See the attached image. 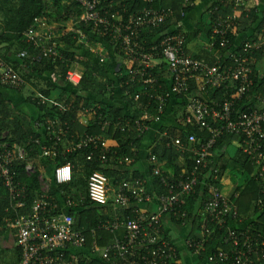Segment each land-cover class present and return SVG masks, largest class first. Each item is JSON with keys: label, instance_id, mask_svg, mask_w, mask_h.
<instances>
[{"label": "built area", "instance_id": "1", "mask_svg": "<svg viewBox=\"0 0 264 264\" xmlns=\"http://www.w3.org/2000/svg\"><path fill=\"white\" fill-rule=\"evenodd\" d=\"M76 1L81 11L79 25L94 24L97 26L98 34L109 37L112 44H120L121 52H124V57L127 59V74L131 79L138 78V82L149 86L150 98L159 103V113L162 114L164 106L168 105L172 97H181L184 101L183 113L186 122L197 127L207 136L202 140L196 135L188 137L190 146H194L190 149V154L196 162L195 168L190 172L171 176L162 168L154 167L152 174L163 188L160 195L153 194L143 179L123 181L112 188L109 178L104 173L96 171L90 175L88 197L93 204L107 206L113 199L116 207L131 210L133 216V218H116L100 228L115 234L120 230L124 233L123 239L116 237L104 250L103 256L106 261L104 263L115 264L111 259L113 255L116 258L126 259V264H178L179 250L164 236L162 220L164 216H181L187 198L200 184L206 187L207 200L201 213L198 233L184 242L185 247L198 257L207 253L206 260L210 263L218 262L217 259L223 262L233 258V264H264V231L256 232L238 226L237 223L241 222L238 207L235 201L224 195L220 188L224 173L222 174L218 167L207 168L212 163L210 156L217 140L224 134H230L240 139V148L250 157L256 167L257 179L264 184V87L262 95L258 98V107L246 111L236 109L237 103L247 96L253 86L251 77L253 70L248 63L246 53L263 50L264 39L252 38L243 44L242 51H237L231 46L232 41L229 38L235 23L230 16L221 15L219 7H215L209 10V15L215 16L210 49L215 52L216 61L210 64L207 60L187 53L188 39L184 32L177 30L178 26L171 31L161 32L158 42L147 47L148 43L142 39V35L151 30H159L174 17L172 9H155L152 6L155 0H147L150 7L127 19L119 14H111L110 18L109 14L104 15L101 0ZM197 1H183L182 18L187 17L186 9L193 8ZM234 2L248 7V0H234ZM36 24V29H31L26 37L30 45L39 49L38 58L58 57V46L62 45L61 36L68 33L78 36L77 42L87 49L99 51L88 42V34L84 29L76 27L75 23L59 35L46 24H39V20H36ZM215 37L220 40L217 42ZM27 54V52L21 53L20 58H24ZM99 58L101 62L106 60L104 49H101ZM157 62L166 64L167 79L159 76L156 69ZM65 81L70 87L76 88L82 81V74L72 68ZM193 82L195 86L198 85L197 93L192 92ZM26 85L23 76L0 59V87L14 90ZM221 88H231L235 93L230 98L211 102L206 101L202 96L209 90ZM139 99L138 94L135 100ZM45 101L43 99L41 103L45 104ZM62 109L65 107L63 106ZM89 116V110H85L84 117ZM45 120L37 121L35 126L42 127L47 137L43 140L36 139L34 143L40 148L41 159L55 160L60 155L61 146L71 137L70 128L57 116ZM108 126L109 123L106 122L103 127ZM136 126L140 136L147 134L151 129L142 119L136 122ZM99 144L106 147V140L102 136L86 135L77 142H70L66 152L71 153L89 145ZM176 144L183 145L180 140H177ZM88 159L91 160V157ZM26 160L27 154L22 147L15 146L9 149L0 144V188L5 189L11 208L15 211L25 208L23 199L26 189L17 182L16 172L12 166L18 161ZM152 161L155 164L156 157L152 156ZM35 170L32 163L26 164L28 174L34 173ZM40 170L42 171L39 178L41 191L33 202L31 212L16 218L10 216L3 218L8 232H11V227H15L17 231L16 245L21 250L20 264H81L69 254L71 250L86 246V235L75 229V220L67 211L76 209L82 201L67 198L61 205L58 200H54L50 195V185L45 178L43 168ZM53 178L58 185L70 184L73 179L71 164L56 167ZM154 199L158 205L152 213L141 212L133 207L136 204L151 203ZM9 210L10 208L7 212ZM218 230L224 232L213 247L219 254L215 255L206 249V245ZM221 245L231 246L232 255L225 252Z\"/></svg>", "mask_w": 264, "mask_h": 264}, {"label": "trees", "instance_id": "2", "mask_svg": "<svg viewBox=\"0 0 264 264\" xmlns=\"http://www.w3.org/2000/svg\"><path fill=\"white\" fill-rule=\"evenodd\" d=\"M183 1H154L152 6L155 9H172L174 17L168 20L159 30H151L142 35V39L148 43L147 47L158 42L161 32L171 31L177 26V30H180L179 23L182 21ZM195 6L186 9L187 13L189 14ZM148 7H150V4L147 0H101L102 12L104 15L109 14V18L111 14H119L127 19V17L129 18ZM215 7H219L221 15L224 17L230 16L234 21L235 27L229 38L232 41L231 46L236 48L237 51H242L243 44L249 42L252 38L256 40L264 39V10L262 11L256 7H243L234 0H215L209 10H213ZM55 10L60 12V19H67L68 15V18L71 19L70 22L75 23L76 27L84 29L88 34V42L92 46L96 48H98V44L102 46L97 49L99 51L87 49L83 44L77 42L78 36L68 33L61 36L60 42L62 45L58 46V57L38 58L40 51L27 42L26 34L31 29H36L38 24H36V20H39L41 25L51 24ZM80 17L81 11L76 0H0V18L2 20L0 59L18 71L27 83L21 89L12 90L0 87V144L9 149H13L15 146L22 147L27 154L26 161H18L12 166L16 172L17 182H20L21 186L26 189L23 199L26 204L25 208L17 211L13 210L5 189L0 188V264H20L21 262V250L16 245L17 231L15 227H11L15 246H5L2 243L9 231L7 224L3 222V218L7 216L16 218L31 212L33 202L41 191L39 178L42 175L40 170L42 167L52 175V181L49 182L48 180V184L50 185V195L54 200L83 197L80 205L76 209L69 210L68 213L75 220V229L86 235L87 246L92 243V231L95 232L96 239L102 238L100 242L97 240L99 246L112 243L116 238V234L100 229L103 225L113 221L111 219V206L109 204L98 206L90 201L88 197V179L96 171L104 173L112 182L123 179L120 177H122L121 175L124 176V173L116 171L115 167L119 165L121 158L128 161L137 158L136 149L146 135H139L136 122L145 116L159 119L167 112L166 105L162 114L159 113V103L150 98L148 85L138 82V78L133 80L129 77L126 70L127 59L124 57V52H121L120 44H112L109 37L98 34L97 26L94 24L79 25L78 20ZM210 19L213 24L215 16L211 15ZM59 31L58 35L61 32H66V26L59 29ZM246 34L248 35L245 41L239 40L241 36L244 37ZM209 38L212 41V27ZM215 40L218 42L220 39L215 37ZM101 49H104L107 55L104 62H101L99 58ZM23 52L28 54L24 58H20V54ZM111 55H116L117 62H114L113 58L115 59V57ZM246 56L253 70L251 76L253 86L247 96L236 105V109L242 111L255 109L259 106L258 98L262 95L264 87V74L261 75L257 68L260 61L264 60V51L252 50L246 53ZM74 66H78L82 74V81L76 88L70 87L65 81L67 74ZM162 66L166 67V64L162 63ZM163 70V72H167L164 68ZM160 73V77L168 78ZM27 87H32L33 90L31 89V91L33 93L31 97L24 98L22 92ZM194 87L195 83L193 82L192 92L195 93ZM57 91L58 98L56 101H49L52 93L54 94ZM117 93L121 95L123 106L118 105L115 101L118 98ZM234 93L235 91L231 88H221L209 90L208 93L202 96L206 101L211 102L230 98ZM138 94L140 99L136 101L135 96ZM16 95L25 99L24 107L15 102L18 100V97H15ZM43 99L46 100L45 104L41 103ZM173 99L183 100L181 97L175 96L170 100ZM111 102H115V104L109 105L108 103ZM118 102L120 101L118 100ZM63 106L65 109H62ZM85 110H89L90 113L89 118L91 120L88 126H84L80 122L84 117ZM52 116H57L61 118L62 122L68 124L72 138L69 137L70 139L64 142L61 146L60 155L55 160L41 159L40 148L34 143V140H43L47 135L42 127L37 128L35 124L37 121H46V118ZM106 122L109 123V126L104 128ZM146 123L151 124V122ZM86 135L102 136L106 140V147H102L101 144L97 146L89 145L71 153L66 152L70 142H77ZM190 135H196L201 140L207 137L197 127L186 122L184 113L179 116L176 125L161 128L157 137L158 144L151 151V155L156 157V163L151 168L159 167L160 162L162 163L165 160L171 166V169L179 174L180 168L177 162L179 159H184L187 172L193 170L196 162L190 154V149L194 147L190 146L188 142ZM47 139L49 140V138ZM177 140H180L183 145L176 144ZM239 140L230 134L221 136L211 153L212 163L207 168L218 167L223 174L227 169L228 161H224L220 151H223L222 148L225 146L235 141L239 142ZM214 155L217 156V161H215ZM88 157H91V160ZM28 162L36 168L34 173L28 174L26 172ZM234 162L241 165L244 171L252 176L246 187L243 190L239 189L238 191L241 192L231 198L238 207L241 219V222L237 224L244 229H252L256 232L264 231V184L257 179L256 167L250 157L243 153L242 148H240ZM67 163H70L73 168L72 182L68 185H58L53 178V171L56 167ZM123 164H127V162ZM135 179H141V177L133 175L131 178H125L122 181ZM154 182L156 193L160 195L163 188L158 179H155ZM207 194L206 187L199 184L195 188V192L187 198L181 216L172 217V221L180 226L192 224L193 228L199 229L202 219L201 213L207 200ZM8 208H10L9 212H7ZM123 212L126 214V218H133L131 210ZM182 216L185 218L182 219ZM223 232L224 230L216 231L208 241L206 249L212 254L219 255L213 247L219 242ZM221 247L230 256L232 255L231 246L221 245ZM206 255L207 253H204L199 258L206 260ZM111 259L115 264H126V259L116 258L113 255ZM130 259L132 260V257ZM217 261L222 264H233L234 260L232 258L223 262L219 259ZM206 262L207 264H219L218 262L210 263L207 260ZM86 263L88 262L81 261V264ZM88 264H100V262L94 260ZM103 264L113 263L103 262Z\"/></svg>", "mask_w": 264, "mask_h": 264}, {"label": "crops", "instance_id": "3", "mask_svg": "<svg viewBox=\"0 0 264 264\" xmlns=\"http://www.w3.org/2000/svg\"><path fill=\"white\" fill-rule=\"evenodd\" d=\"M215 0H198L196 2L195 8L187 14L186 18H182L181 24L179 25L180 31L184 32L187 36V45H186V51L189 55L194 56L196 58L207 60L210 64H214L216 61L215 58V52L210 49V38H209V32L212 27V22L209 16V8L213 5ZM258 8L260 10H264V0H250L248 3V8ZM60 12H57L56 10L53 12L52 16V23L48 24L47 26L53 30V32H60L59 29H62L64 26H66V29L69 28L71 25H73L70 19L63 20L59 18ZM63 31V30H62ZM246 34L244 37L241 36L239 40H246ZM98 48L93 46L95 50L100 49L102 46L100 44L97 45ZM264 51V49H263ZM115 57L113 58L114 62H117L116 55H111ZM110 59V58H109ZM119 60V59H118ZM157 71L162 74L164 77H168L167 72H163V68L166 70V67H163L160 62H157ZM258 70L261 75L264 74V60L260 61L258 64ZM198 85H196L195 93L199 92V89H197ZM117 99L115 100L118 105L123 106L122 98L120 93H117ZM58 98V91L54 94L52 93V96L50 97L49 101L55 102ZM118 100L120 102H118ZM183 100L179 99H173L169 100V103L167 105V112L163 114V116L159 119L153 118L152 116H145L142 117V120H145V122H151L150 131L144 136L142 139L140 146L136 149L137 151V158L131 159V160H125L120 159L119 165L115 167L116 171H121L124 173V176L121 175L123 179L116 180L115 182L110 181V185L112 188L116 187L117 184L123 182L125 178H131L133 175H139L141 179L145 180L147 182L148 188L150 191L157 195L156 188H155V178L152 174L153 169L151 168L154 166V163L152 161V155L151 151L152 149L158 144V134L160 133L161 128H166L168 126H174L177 123V120L179 116L184 112V104ZM109 105L115 104V102L108 103ZM89 117H84L80 120L82 125L88 126L90 123ZM237 144V145H235ZM233 145L236 147V149H230V146ZM223 151H220L224 157V161H228L227 169L224 172V179L220 183L221 190L224 195H226L228 198H232L233 196H237L240 190H243L246 185L249 183L251 179V175L248 174L246 171H244V168L241 165H238L234 162V159L236 158L239 150H240V144L238 141L233 142L230 145L225 146L222 148ZM219 152V153H220ZM218 153V154H219ZM215 161H217V156L214 155ZM124 162H127V164H123ZM178 167L180 168V173L177 174L173 169H171V166L168 165L167 161H162L156 166V168H162L163 171L168 173L169 175L173 176H179L182 175L184 172L187 171L186 163L184 159H179ZM48 167V166H47ZM43 168V167H42ZM43 173L45 175V178L49 182L52 181V175L51 173H47L46 170L43 168ZM236 175V176H235ZM118 176V175H117ZM242 178L239 182H232V178ZM232 179V180H231ZM244 179V180H243ZM121 181V182H120ZM243 182L242 184H240ZM113 198V194L111 195ZM76 199V198H74ZM78 201H82L83 197L79 196ZM61 205L64 204L65 200H58ZM158 202L156 199H154L153 202L148 204H136L133 205V207L137 208L141 212L145 213H152L157 209ZM109 206H111V219H124L126 218V214H124L123 211L118 207H116L113 204V199L110 201ZM69 211V210H68ZM67 211V212H68ZM162 226H163V233L164 236L172 241L178 248L179 254H180V262L178 264H207L205 259H201L198 256L193 255L190 250H188L184 242L191 236H194L198 233V228H193L192 224L189 225H177L172 221L171 216H164L162 220ZM197 230V231H196ZM96 234L94 231H92V243L90 246L83 247L82 249H74L70 252V257L73 259L78 260L81 262H93L94 260H97L100 262V264L105 261L104 260V250L110 245L106 246H99L98 241L102 239L101 237L95 238ZM116 237L123 239L124 233L122 230L118 231L116 233ZM87 239V237H86ZM98 240V241H97ZM106 262V261H105ZM87 263V264H88Z\"/></svg>", "mask_w": 264, "mask_h": 264}, {"label": "rangeland", "instance_id": "4", "mask_svg": "<svg viewBox=\"0 0 264 264\" xmlns=\"http://www.w3.org/2000/svg\"><path fill=\"white\" fill-rule=\"evenodd\" d=\"M1 25H2V20H1V18H0V32H1ZM74 69L76 70V71H79L80 73H81V70H80V68L78 67V66H74ZM31 89L33 90V88L32 87H27L23 92H22V94H23V97L24 98H29V97H31V94L33 93V91H31ZM15 97H18L17 95L15 96ZM24 100L25 99H23V98H19L18 97V100L17 101H15V102H18V104H19V106H22V107H24ZM235 145H237V144H235ZM230 149H236V147L235 146H233V145H231L230 146ZM236 176V175H235ZM233 179V180H232ZM231 180H232V182L234 183V182H239V181H241L242 180V178H237V177H233ZM244 180V179H243ZM243 182H241L240 184H242ZM197 231V230H196ZM14 240H13V236H12V234H11V232H8V235H7V237H6V239L5 240H2V243H3V245H5V246H15V243L13 242Z\"/></svg>", "mask_w": 264, "mask_h": 264}]
</instances>
